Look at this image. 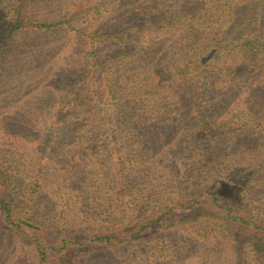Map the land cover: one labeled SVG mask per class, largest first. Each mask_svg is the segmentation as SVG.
Wrapping results in <instances>:
<instances>
[{"label": "rangeland", "instance_id": "374dc122", "mask_svg": "<svg viewBox=\"0 0 264 264\" xmlns=\"http://www.w3.org/2000/svg\"><path fill=\"white\" fill-rule=\"evenodd\" d=\"M17 1L0 0V16ZM22 1L24 13L34 20L70 26L20 31L0 60V194L14 198L21 219L15 228L0 211V264H264V253L252 246L264 243V64L237 69L228 78L215 70L206 98V117L226 150L218 191L239 205L241 221L203 201L191 218H205L174 230L171 215L160 230L137 220L140 209L148 218L171 207L176 183L186 184L184 189L206 185L202 169L211 144L189 115L187 97L174 124L172 118L149 123L120 96L110 108L106 77L100 76L112 64L120 66L109 63L116 52L103 39L114 29L140 23L145 45L168 43L159 16L141 19L134 11L152 0ZM226 1L238 8L228 35L264 41V0ZM253 7L257 12L251 19ZM99 39L108 63L101 71L89 53ZM144 60L151 63L154 55ZM84 106L92 123L85 132V121L75 111ZM237 112L231 135L217 128ZM136 136L139 152L127 145ZM172 164L179 169L178 181ZM196 174L205 177L199 185ZM113 232L122 233L125 242L113 241L109 248L95 240ZM62 241L71 246L53 254Z\"/></svg>", "mask_w": 264, "mask_h": 264}, {"label": "trees", "instance_id": "16d2710c", "mask_svg": "<svg viewBox=\"0 0 264 264\" xmlns=\"http://www.w3.org/2000/svg\"><path fill=\"white\" fill-rule=\"evenodd\" d=\"M173 1L175 3L168 4ZM237 10L236 6H231L226 0H152L146 7H139L134 11L141 19L158 18V16L161 18L159 20L162 32L168 38L166 45L158 48L153 44L145 45L139 38V35L144 32L140 23H128V27L114 29L107 35H103V39L113 44L116 52L114 53L115 58L111 57L109 63L112 61L120 65L118 67L112 64L100 73L101 77H106L104 81L107 85L109 96L107 101L110 108L117 106L120 96L132 104L135 115L140 120L146 118L145 121L149 118L152 120L149 123L154 121L161 123L162 121L170 122L172 118V124H174L175 119L173 118L180 114L182 99L185 96L187 102H184L187 103L188 113L194 119L197 130L211 144V153L205 155L207 162L202 169V173L204 169L206 170L209 182L205 181L206 185L198 189L193 188V185L184 189L183 186L186 184L176 183L174 193L177 194V200H173L172 206L163 207L148 218H145L147 213H144L141 208L137 219L141 223L147 222L159 229L165 228L166 220L169 221V217L173 215L172 229L176 230L180 224L185 222L192 225V222L197 223L198 220L205 218L204 214L191 218L203 201L205 205H209L210 201L213 206L226 210L227 218L231 221H241L239 205L218 191L220 189L218 186L224 184L220 181L223 179L226 150L224 145L222 146L221 142L217 141V136L213 134L211 124L206 117V98L212 84L209 80L213 79L215 70L224 72L228 78L236 75L237 69H258L264 64V41L251 38L235 40L236 38L228 35L232 28L231 23L235 20L234 12ZM250 11L252 19L251 14L256 13L257 10L253 7ZM24 12L23 1L19 0L10 6L8 12L1 14L0 60L4 50L20 31L25 29L49 31L60 26L64 28L70 26L67 21L56 24L37 21ZM100 40L89 50L93 57L94 68L99 71L103 69L104 63L108 64L100 54L101 50L98 46ZM151 54L154 55V61L146 64L144 59ZM163 62H166V66H162ZM107 73L108 75L105 76L104 74ZM77 104L81 105L80 101ZM75 111L77 119L85 121L84 132L88 131L92 125L89 123L91 120L89 106L77 107ZM238 114V112L232 113L230 115L232 118L220 123L217 128L227 129L228 134L231 135L230 131L234 130L233 122L240 118ZM94 116L95 120L99 117L96 113ZM103 119L102 117L99 120L103 122ZM114 132L117 133V131ZM109 137L111 138L110 135ZM115 140L119 142L120 137ZM139 142L136 136L133 139L129 138L127 145L132 144L130 150L139 152L136 151L141 149ZM135 154L136 158L137 153ZM172 166L174 168L172 177L178 181L179 169L174 164ZM123 170H125L124 167ZM202 175L196 174L195 184L199 185L204 180L205 177ZM0 211L3 220L8 225L15 228L21 225L14 198L11 196L7 198L0 194ZM183 214H188L189 217L184 221L177 220ZM122 235V233L115 232L111 235L102 234L95 240L111 248L113 241H117V245L125 242V237ZM76 244L79 243L76 242ZM70 246L66 241H62V244L54 249L56 252L53 254L67 251ZM252 246L255 252L264 253V243L258 241ZM39 253L45 258L44 253L41 251Z\"/></svg>", "mask_w": 264, "mask_h": 264}]
</instances>
